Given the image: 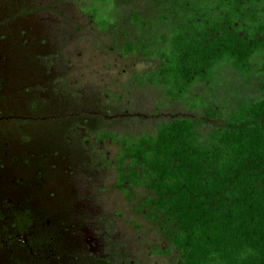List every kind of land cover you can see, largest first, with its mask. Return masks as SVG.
Listing matches in <instances>:
<instances>
[{
	"label": "trees",
	"instance_id": "16d2710c",
	"mask_svg": "<svg viewBox=\"0 0 264 264\" xmlns=\"http://www.w3.org/2000/svg\"><path fill=\"white\" fill-rule=\"evenodd\" d=\"M66 1L100 31L120 21L114 32L136 33L117 49L151 65L105 92L125 109L129 87L154 94L149 111L128 118L138 127H96L88 140L116 146L111 158L90 148L89 161L113 169L127 202L143 191L134 209L165 243L152 253L174 252L171 264H264V0H144L126 19L134 0H56Z\"/></svg>",
	"mask_w": 264,
	"mask_h": 264
},
{
	"label": "rangeland",
	"instance_id": "374dc122",
	"mask_svg": "<svg viewBox=\"0 0 264 264\" xmlns=\"http://www.w3.org/2000/svg\"><path fill=\"white\" fill-rule=\"evenodd\" d=\"M143 1L124 6L125 19L143 13ZM118 25L100 31L69 1L0 0V114L12 116L0 119V241L9 220L4 205L26 206L35 222L30 235L47 245L37 250V264L173 261L174 252L152 253L165 243L134 209L143 191L127 202L114 187L113 169L90 166V148L110 158L117 148L92 146L89 132L135 129L128 118L153 106V93L136 87L128 89L126 109L121 99L105 98L147 68L139 55L119 53ZM72 113L75 125L67 119ZM16 238L29 248L25 236Z\"/></svg>",
	"mask_w": 264,
	"mask_h": 264
},
{
	"label": "flooded vegetation",
	"instance_id": "af4514ba",
	"mask_svg": "<svg viewBox=\"0 0 264 264\" xmlns=\"http://www.w3.org/2000/svg\"><path fill=\"white\" fill-rule=\"evenodd\" d=\"M161 35L163 36V33H161ZM118 38L120 39L121 44L123 43L125 38L135 39L134 41H136V33H118ZM149 66L151 67V65L147 63L146 69L150 68ZM135 115H140V112L138 111ZM4 117L10 118L12 116H2L0 114V119ZM18 181L19 180H17V182ZM3 208L7 209L6 213L9 215V220L6 222V225L3 226L5 229V235L0 241V260H2L3 258L8 264H37V262L39 261V258L36 256L37 250L39 249V247L41 248L47 245H45L43 241H39L37 237L30 235L29 233L30 228H32L33 224H35L34 217H31L30 211L26 206L22 208H13L8 203L7 205H4ZM4 218L5 216L0 210V220ZM16 236H25L27 238L29 248H25V245L19 243V240L16 238ZM18 248H20V250L22 249L21 253H24L22 254V257L18 256ZM33 252L35 253V255ZM26 257L27 259L24 260ZM28 259L29 261H27Z\"/></svg>",
	"mask_w": 264,
	"mask_h": 264
}]
</instances>
